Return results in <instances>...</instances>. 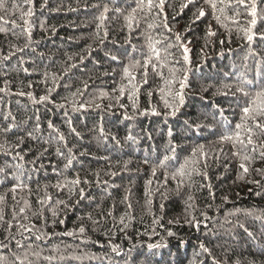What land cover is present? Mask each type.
<instances>
[{
	"label": "trees",
	"instance_id": "obj_1",
	"mask_svg": "<svg viewBox=\"0 0 264 264\" xmlns=\"http://www.w3.org/2000/svg\"><path fill=\"white\" fill-rule=\"evenodd\" d=\"M15 2L27 10L23 0ZM43 2L33 0L34 15L28 18L32 24L29 46L7 61L0 60V88L8 82L7 90L0 92V129L11 128L7 133L0 131V144L13 153L10 156L0 152V167L7 169V175L0 174V196H4L0 203L4 212V220L0 221V255L7 257L4 264H264V160L255 159L248 165L249 172H242L239 157L232 155L231 143L219 140L230 129L223 126L214 105L228 109L225 115L232 127L239 120V109L231 111L235 107L231 93L213 95L217 89L227 92L225 84L232 85L231 91L235 92L242 74L255 78L256 62L264 61V41L257 36L249 45L242 39L243 33H237L236 25L230 21L223 22L227 27L218 24L203 0L184 9L181 5L187 0H165L164 13L171 31L163 27L164 14L153 19L156 9L151 15L146 9L138 12L140 25L134 26L130 43L126 40L129 31L124 15L128 9L124 0L116 4L112 0H48L41 9ZM106 3L112 10L97 35V17ZM128 3L135 6L134 0ZM201 5L206 14L196 19L194 13ZM115 7L125 8L124 13L117 14ZM258 7L262 10L256 29L259 33L264 31V3L258 2ZM0 15L9 19L5 13ZM18 15L12 18L22 26ZM149 23L158 26L149 29ZM240 24L245 25L243 17ZM6 27L11 29L12 25ZM209 29L216 35L209 36ZM15 31L19 38L11 31L0 33V54L15 51L10 47L13 44L24 48L28 43L27 34L20 28ZM105 31L108 35L101 44ZM141 33H150L154 40L161 41L157 48L162 57L163 49L170 53L167 66L162 69L165 77L169 67L188 69L177 73L178 79L187 75V86L184 104L175 116L165 118L164 113L169 110L159 91L163 82L151 67L148 83L139 86L137 111L133 112L127 89L117 103L119 86L127 84L121 75L123 66L129 63V54L141 58L140 51L132 52V45L148 52ZM177 33L190 50L188 65L175 40ZM169 44L174 46L167 47ZM250 49L256 55H249ZM111 55L119 60H111ZM261 72L264 74V68ZM53 75L57 77L55 83ZM77 89L83 95L73 98L71 94ZM174 90H179L178 83ZM28 93L37 100L49 95V101L33 103ZM101 93L107 95L102 97ZM73 99L77 106L93 99L94 103L73 111ZM60 104L65 107H58ZM153 108L161 114H152ZM125 113L134 118L125 119ZM49 122L58 132L49 128ZM196 125L204 127L197 129ZM101 126L104 137L100 135ZM70 127L81 135L71 133ZM58 133L64 134L67 146L76 156L67 170L66 159L56 152L60 147L67 155L63 142L56 139ZM129 133L135 138L134 143L126 140ZM199 145L207 154V168L199 151L192 157ZM171 146H175L176 159L166 162L165 168L158 167L165 155H173ZM16 152L24 157L22 161L13 159ZM145 158L149 163H144ZM186 158L200 161L196 165L199 174L194 172L191 179L185 178L178 189L179 178L173 180L171 173ZM18 163L23 166L21 180L27 187H18L13 193V185L20 183L11 175L17 171ZM77 174L90 183H81L72 191L68 186L56 187L65 177L71 180ZM79 188L84 189V199L80 198ZM25 201L29 207L20 214ZM13 209L17 213L15 219ZM8 223L12 224L10 229ZM81 227L84 233L79 232ZM169 231L174 235L169 236ZM149 244L162 246L149 249ZM201 244L208 252L200 248ZM116 245L119 255L112 251ZM34 252L40 255L35 256ZM17 256L20 260L15 259ZM49 256L54 258L46 259Z\"/></svg>",
	"mask_w": 264,
	"mask_h": 264
},
{
	"label": "snow or ice",
	"instance_id": "obj_2",
	"mask_svg": "<svg viewBox=\"0 0 264 264\" xmlns=\"http://www.w3.org/2000/svg\"><path fill=\"white\" fill-rule=\"evenodd\" d=\"M48 0H44V2L40 5L41 9L45 8L47 6ZM113 4L118 3V0H112ZM259 3H264V0H203V5H207L211 11L213 19L217 21L218 24H221L224 27H227L226 24H224V21H230L232 24L236 25V31L237 33H243L242 39L245 40L249 45L252 44V42L259 36V39L261 41H264V31L257 32V22L260 18L262 10L258 7ZM197 0H187V3L181 5V9H184L188 7L190 4H196ZM10 4V7H9ZM23 4L28 5L27 10L25 11L21 4L15 2V0H0V12L5 13L9 19H5L4 15H0V33L7 34L9 31L12 32L14 36L19 38V35L15 31L17 28L21 29L22 33L27 34L28 43L25 44L24 48H19L16 45H11L10 47L15 49V51H10L7 55L0 54V60H9L13 55H15L16 52H23L25 48L29 46L31 43V28L32 24L30 22V19L34 15V7H33V0H23ZM135 6H131V4L128 3V0H124V5L128 9L127 14L124 15V20L126 22L125 27H127L129 31V37L126 38L127 42L130 43V37L132 31H134V26L136 28L140 25V19L137 18V13H144L145 9L147 10V13L151 15L153 13V10L156 9V15L153 17V19L158 18L161 14H164V19L162 21L163 27L167 29L168 31H171V29L168 26L167 23V15L164 13V5L165 0H134ZM203 5L198 7L196 9V13L194 15L196 16V19H199L201 17L205 16V10ZM93 7L99 8L100 5H94ZM112 10L109 8V5L106 3L103 5L102 11L99 13L97 19L99 20V23L97 24V35H99V29L104 25L105 20H107V13ZM114 11L117 14H123L125 11V8L123 7H115ZM17 13L19 20L23 21V25L17 24V19H13L12 17L16 16ZM198 13V14H197ZM243 17L245 20V25L241 26L240 24V18ZM12 25V28L9 29L6 26L8 24ZM158 25L154 23H149L147 27L149 29H152L154 27H157ZM229 32H231V29H229ZM107 31L104 32V38L101 39V44L104 43V39L107 38ZM141 35L144 36L146 42H147V48L148 52L147 54L143 53L142 50H139L136 48L135 45H132V52L136 53L137 51H140L141 58L136 59L132 58V54H129V63L124 65L122 68V75L121 80H127V84L122 83L119 86V97H116L117 103H119V98L123 97L125 95L126 89H127V95L128 99L132 102V108L133 112L135 113L137 111V101L136 97L139 92V86L141 84H147L148 83V75H149V67H151V70L154 74L158 75L160 79L162 80L163 84L160 87V94L161 99L163 100L164 107L168 109L169 111L165 112V118H167L168 115L175 116L177 112H179L181 106L184 104L185 99V93L184 89L187 86V75H184L183 78L178 79L177 73L184 71L185 73L188 71L187 68H178L175 66L169 67L168 72L169 75L167 77L164 76V73L162 69L167 66L168 60L167 56L170 55V53L167 52V48L163 49L165 52V56H161V50L157 48V45L161 43L160 40H154L152 35L150 33H141ZM209 36L216 35L215 32H212L211 29L208 31ZM237 38H241L239 35ZM175 40L178 43V46L183 49V61L184 64L188 65L191 63L188 52L190 51L181 41V36L179 33L176 34ZM229 43H231V39L229 38ZM220 44L223 45L224 41L221 40ZM174 45L169 44L167 47H173ZM249 55H256V53L250 49ZM71 59V57L69 58ZM81 60L84 59L83 56L80 57ZM110 59L113 61H118L119 58L115 55H111ZM247 59V57H245ZM21 63H23V60H21ZM176 63H179L178 61ZM72 67H75V65H72ZM264 68V61L258 60L256 62V74L255 78H248L245 75H241L238 77V84L235 86V92H232V85L225 84L223 88L228 89L227 92L222 91L221 89H217L216 93H213V95H216L217 93L222 95H229L231 93L232 97L234 98V105L235 107L231 108V111L235 113L236 109H239V120L234 124V127H232V121L229 120V118L225 115V112L228 111V109L221 108L218 105H214V110L216 113L219 114L220 121L222 122L223 126L225 128H229V131H226L223 135L219 137L220 142H230L233 148L232 155L239 157L240 164L239 168L242 170L244 174H247L249 172V167L255 159H261L264 160V74H262L261 69ZM27 71V69H25ZM65 72H67V69H65ZM133 72H136L137 75H133ZM47 76L48 74L45 73ZM139 77V81H138ZM53 83L56 82L57 77L53 75L52 77ZM7 81H5V88H0V92H5L7 90ZM179 84V90H174V86L176 84ZM85 90H87V84L84 85ZM52 91V89H49V93ZM113 91H116L114 89ZM237 93L239 96H237ZM23 94V93H21ZM77 94L83 95V92L80 91V89H77L76 92H73L71 95L73 98L77 96ZM107 93H101V96H106ZM149 96L152 95V92L149 91ZM28 96L32 99L33 103H45L49 101V95H43L40 96L37 100L36 97L32 95V93H28ZM67 100L68 98L65 97ZM94 103L93 100H89L87 102L79 103L77 106V103L75 99L72 100V108L73 111H78L80 109H86L88 106ZM60 108H64V104L58 105ZM95 107L100 108L101 105L96 104ZM111 108L112 105H109ZM120 107H124V105H120ZM147 111V110H145ZM152 114L154 115H160L161 113L157 112L154 108L151 110ZM140 115L145 114V112H140ZM10 115V114H9ZM134 116H129L127 113H125V119L131 120ZM7 119V117H5ZM14 119V118H13ZM213 119H216V115H213ZM69 124H71V121H68ZM187 123V122H186ZM49 128L53 129L54 131L58 132V129H55L51 122H49ZM189 127H192V125H189ZM204 126L202 125H196L197 129H200ZM39 129V124H37V130ZM0 131H3L5 133L11 131L10 127H5L3 129H0ZM71 133H74L77 137H79L81 134L77 132L75 127H70ZM100 135L101 137H104V129L101 126L100 129ZM29 136H32V133H28ZM171 135V133H169ZM56 139L59 142H63V148L66 149L67 155L65 156V152L61 150L60 147H57L56 152L58 155L64 157L66 159V163L64 164V169L67 170L73 166V161L76 159V156L73 152L72 148H69L67 146V141L63 133H58V136ZM127 141L135 142V138L129 133V135L126 137ZM22 142V138H21ZM48 143L49 141H45ZM119 143V141H117ZM203 145H199L197 149H194L192 152V157H196L197 152L199 151L202 156L205 157L204 161V167L207 168V154L203 153ZM45 152H47V149H44ZM170 151L173 152L172 156L165 155L162 160H160L158 167L165 168L167 166V163L169 160H175L176 156L175 153V146L170 147ZM0 152H3L6 155L12 156L13 153L5 147L4 144H0ZM19 159L23 160L24 157L19 153L16 152L13 156V159ZM35 163V161H33ZM127 161L125 162V168L127 167ZM144 163H149L148 159L145 158ZM200 161L194 158H186L183 163L179 165L178 168H176L171 173V178L173 180H178V189L180 186H182L184 179L188 178L191 179L192 174L195 172L199 174V169L196 167L197 164H199ZM8 167H12V165H8ZM17 171L11 173L13 178L17 181H20V183L13 185L11 191L15 193L16 189L18 187L24 188L27 187L22 180L21 177L23 175L22 172H20V169L23 167L21 164L15 165ZM54 171H56L55 167L53 168ZM257 172H261L260 169L256 170ZM156 168H153V175H155ZM19 173V174H18ZM0 174L7 175V169L5 167H0ZM111 175H115L116 173H110ZM264 174V173H262ZM97 177L99 174H96ZM168 180V174H165V183H167ZM253 183H256L257 185L260 184V181H252ZM81 183L88 184L90 183L86 178L84 180H81L79 177V174L74 179L69 180L67 177L64 178L63 183L58 182L56 187H65L68 186L69 190L72 191L74 188L79 186ZM97 183H99V179H97ZM148 183H151L149 181ZM147 194V189H146ZM79 195L81 199H84V189L79 188ZM15 199V196L13 197ZM50 199V197H49ZM192 197H189V200H191ZM4 196H0V203H3ZM57 203H63L62 201H58ZM151 203V201H149ZM28 202H24V207H21L19 209L20 214H24L26 208H28ZM128 207L130 208L131 205L129 204ZM163 207V205H161ZM111 215V211L108 213ZM55 215V213H54ZM17 216V213L15 209H13V219H15ZM91 218V217H89ZM4 220V212L3 209H0V221ZM195 220V218H193ZM123 218H121V223H123ZM63 223V221H61ZM96 223V221H94ZM189 224L192 223V221H188ZM197 226L199 222H196ZM12 227L11 223H8V228L10 229ZM20 227H23V225H20ZM85 229L84 227H81L79 229L80 233H84ZM68 235H72L71 232L68 233ZM169 236H173L174 233L169 231ZM37 239H40V236L36 237ZM19 246V245H18ZM160 244H149L148 248H158L161 247ZM31 247V246H29ZM119 246H112V251L117 253L119 255L118 251ZM200 248L203 249L205 252H208V249L204 247L203 244L200 245ZM35 256H39L40 254L38 252L32 253ZM15 255V254H14ZM54 257H46L48 260H52ZM16 260H20V257H15ZM25 259H27V253H25ZM7 260V257L4 255H0V264H4V262ZM20 264H23V261H20ZM213 264H216L214 261Z\"/></svg>",
	"mask_w": 264,
	"mask_h": 264
}]
</instances>
